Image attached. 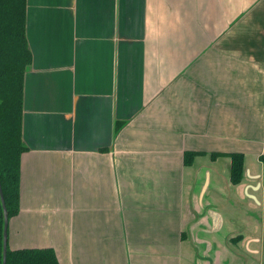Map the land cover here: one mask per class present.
<instances>
[{
    "label": "crops",
    "instance_id": "obj_1",
    "mask_svg": "<svg viewBox=\"0 0 264 264\" xmlns=\"http://www.w3.org/2000/svg\"><path fill=\"white\" fill-rule=\"evenodd\" d=\"M24 36L8 248L264 264V0H25Z\"/></svg>",
    "mask_w": 264,
    "mask_h": 264
},
{
    "label": "trees",
    "instance_id": "obj_2",
    "mask_svg": "<svg viewBox=\"0 0 264 264\" xmlns=\"http://www.w3.org/2000/svg\"><path fill=\"white\" fill-rule=\"evenodd\" d=\"M25 0H0V190L7 218L18 211L19 158L25 147L20 137L22 77L30 61L24 36ZM116 124V130H117ZM197 154L186 151L184 164ZM229 158V182L242 178L243 155L240 152L210 153ZM2 210L0 205V264L2 253ZM5 264H58L50 247L10 249L6 245Z\"/></svg>",
    "mask_w": 264,
    "mask_h": 264
},
{
    "label": "water",
    "instance_id": "obj_3",
    "mask_svg": "<svg viewBox=\"0 0 264 264\" xmlns=\"http://www.w3.org/2000/svg\"><path fill=\"white\" fill-rule=\"evenodd\" d=\"M0 205H1V210H2V259H1V264H5V252H6V239H7V234H6V227H7V214H6V209L4 206L1 190H0Z\"/></svg>",
    "mask_w": 264,
    "mask_h": 264
},
{
    "label": "flooded vegetation",
    "instance_id": "obj_4",
    "mask_svg": "<svg viewBox=\"0 0 264 264\" xmlns=\"http://www.w3.org/2000/svg\"><path fill=\"white\" fill-rule=\"evenodd\" d=\"M242 173H243V171H242ZM228 178H229V176H228Z\"/></svg>",
    "mask_w": 264,
    "mask_h": 264
}]
</instances>
